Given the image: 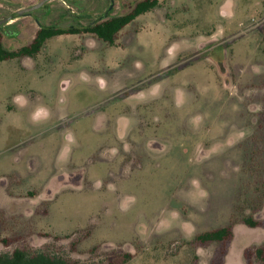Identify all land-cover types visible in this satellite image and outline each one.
Masks as SVG:
<instances>
[{
  "label": "rangeland",
  "instance_id": "374dc122",
  "mask_svg": "<svg viewBox=\"0 0 264 264\" xmlns=\"http://www.w3.org/2000/svg\"><path fill=\"white\" fill-rule=\"evenodd\" d=\"M39 1L0 0V19L18 15L3 25L4 47L139 0H45L17 12ZM227 226L229 238L198 237ZM257 247L264 0H158L113 42L63 33L33 56L0 59V252L264 264Z\"/></svg>",
  "mask_w": 264,
  "mask_h": 264
},
{
  "label": "trees",
  "instance_id": "16d2710c",
  "mask_svg": "<svg viewBox=\"0 0 264 264\" xmlns=\"http://www.w3.org/2000/svg\"><path fill=\"white\" fill-rule=\"evenodd\" d=\"M158 5V0H139L132 9L126 13L116 15H105L99 19H94L87 25L78 27L70 25L67 28H62L56 25H42L36 32L33 40L18 48L8 49L1 42V27H0V59L16 58L23 55L33 56L37 53L45 42L52 36L63 33L90 32L98 38L113 42L119 31L138 15L149 11ZM244 222L249 226H256L260 222L250 216L244 218ZM231 235L230 226L221 227L215 230L206 231L198 235L203 240H214L229 238ZM256 255L262 256L264 247H257ZM128 256V253L125 255ZM261 258V257H260ZM0 264H82L77 261L69 260L60 255H54L44 251L30 252L23 248H15L11 253L0 252Z\"/></svg>",
  "mask_w": 264,
  "mask_h": 264
},
{
  "label": "water",
  "instance_id": "95a60500",
  "mask_svg": "<svg viewBox=\"0 0 264 264\" xmlns=\"http://www.w3.org/2000/svg\"><path fill=\"white\" fill-rule=\"evenodd\" d=\"M43 2H45V0H41V1H39L38 3H36V4L32 5V6H29V7H26V8H22V9L18 10V13L21 14V13H24L26 11H31L34 8H37V7L41 6L43 4ZM12 16L13 15H9V16H6V17L1 18L0 19V24L3 23V22L8 21L10 18H12ZM221 67H222V69H224L223 66H222V64H221Z\"/></svg>",
  "mask_w": 264,
  "mask_h": 264
},
{
  "label": "flooded vegetation",
  "instance_id": "af4514ba",
  "mask_svg": "<svg viewBox=\"0 0 264 264\" xmlns=\"http://www.w3.org/2000/svg\"><path fill=\"white\" fill-rule=\"evenodd\" d=\"M43 4H44V2H43ZM17 12H18V11H17ZM32 13H33V10H31V11H26V12L21 13V14H25V15L28 14V15H31ZM17 16H18V15H13L12 18H10L8 21L1 23V24H0L1 29L3 30V25H4L5 23L9 22L10 20H12L13 18H15V17H17Z\"/></svg>",
  "mask_w": 264,
  "mask_h": 264
}]
</instances>
